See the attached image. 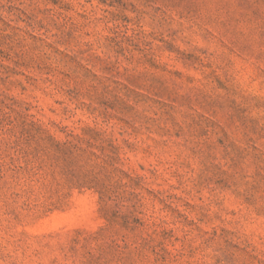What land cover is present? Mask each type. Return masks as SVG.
Wrapping results in <instances>:
<instances>
[{
    "label": "rangeland",
    "instance_id": "1",
    "mask_svg": "<svg viewBox=\"0 0 264 264\" xmlns=\"http://www.w3.org/2000/svg\"><path fill=\"white\" fill-rule=\"evenodd\" d=\"M0 264H264V0H0Z\"/></svg>",
    "mask_w": 264,
    "mask_h": 264
}]
</instances>
